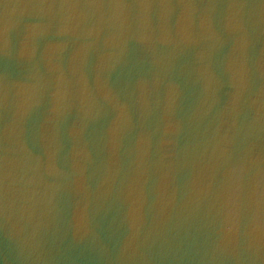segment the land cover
<instances>
[{
    "label": "water",
    "instance_id": "95a60500",
    "mask_svg": "<svg viewBox=\"0 0 264 264\" xmlns=\"http://www.w3.org/2000/svg\"><path fill=\"white\" fill-rule=\"evenodd\" d=\"M0 264H264V0H0Z\"/></svg>",
    "mask_w": 264,
    "mask_h": 264
}]
</instances>
